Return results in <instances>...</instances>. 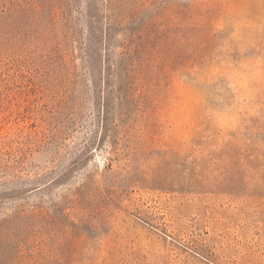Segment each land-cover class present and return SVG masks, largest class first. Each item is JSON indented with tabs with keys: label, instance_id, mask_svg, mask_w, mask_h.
Instances as JSON below:
<instances>
[{
	"label": "rangeland",
	"instance_id": "obj_1",
	"mask_svg": "<svg viewBox=\"0 0 264 264\" xmlns=\"http://www.w3.org/2000/svg\"><path fill=\"white\" fill-rule=\"evenodd\" d=\"M0 264H264V0H0Z\"/></svg>",
	"mask_w": 264,
	"mask_h": 264
}]
</instances>
